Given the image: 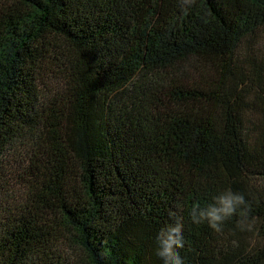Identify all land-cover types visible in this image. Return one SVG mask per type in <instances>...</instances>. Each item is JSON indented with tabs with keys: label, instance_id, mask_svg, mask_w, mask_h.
<instances>
[{
	"label": "trees",
	"instance_id": "1",
	"mask_svg": "<svg viewBox=\"0 0 264 264\" xmlns=\"http://www.w3.org/2000/svg\"><path fill=\"white\" fill-rule=\"evenodd\" d=\"M0 0V264H264V0ZM231 188L221 233L189 212Z\"/></svg>",
	"mask_w": 264,
	"mask_h": 264
},
{
	"label": "clouds",
	"instance_id": "2",
	"mask_svg": "<svg viewBox=\"0 0 264 264\" xmlns=\"http://www.w3.org/2000/svg\"><path fill=\"white\" fill-rule=\"evenodd\" d=\"M195 0H183V11L187 14V6H191ZM251 211V205L243 193L233 191L231 188L213 197V202L201 207L199 202L192 204L189 216L193 223L199 225L207 222L208 226L216 233L223 231L227 220L238 216L236 225L245 230L247 217ZM170 223L162 227L157 234V255L162 258L164 264H184V258L179 249L185 246L183 235V219L175 211L170 212Z\"/></svg>",
	"mask_w": 264,
	"mask_h": 264
},
{
	"label": "rangeland",
	"instance_id": "3",
	"mask_svg": "<svg viewBox=\"0 0 264 264\" xmlns=\"http://www.w3.org/2000/svg\"><path fill=\"white\" fill-rule=\"evenodd\" d=\"M264 44V43H263Z\"/></svg>",
	"mask_w": 264,
	"mask_h": 264
}]
</instances>
